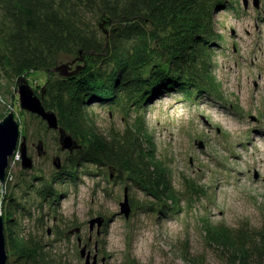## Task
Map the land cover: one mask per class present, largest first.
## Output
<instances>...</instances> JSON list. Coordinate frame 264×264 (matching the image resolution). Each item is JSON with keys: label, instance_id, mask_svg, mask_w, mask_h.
I'll return each mask as SVG.
<instances>
[{"label": "rangeland", "instance_id": "374dc122", "mask_svg": "<svg viewBox=\"0 0 264 264\" xmlns=\"http://www.w3.org/2000/svg\"><path fill=\"white\" fill-rule=\"evenodd\" d=\"M247 1L246 5V0H228L215 13L221 38L215 43L212 69L222 97L203 92L187 98L182 90L170 87L140 110L154 154L180 197L178 204L171 200L164 204L126 174L114 171L111 177L109 167L90 161L80 165L74 177L61 174L54 157L68 164L76 149L61 148L59 131L20 106L17 78L0 73V118L14 113L34 155L31 169L10 158V177L0 183V214L7 236L15 230L7 218L14 196L13 202L19 204L16 223L23 233L50 244L54 264H84L79 236L93 253L98 240L99 259L107 256L108 264H230L229 250L206 239V218L235 228L264 225V0L257 6L255 0ZM98 28L108 30L105 23ZM65 63L75 70L83 60L61 55L57 66ZM54 72L53 76L47 70L30 72L27 79L39 95L45 88L46 97L50 78L62 74ZM87 112L105 136L122 133L136 114L109 102L90 106ZM39 140L46 150L42 156L36 149ZM44 183L50 199L36 193ZM126 186L135 205L129 217L120 211ZM100 215L106 220L98 234L97 226L90 229L89 220ZM78 226L80 231L72 232ZM15 258L9 255L10 264H16Z\"/></svg>", "mask_w": 264, "mask_h": 264}, {"label": "trees", "instance_id": "16d2710c", "mask_svg": "<svg viewBox=\"0 0 264 264\" xmlns=\"http://www.w3.org/2000/svg\"><path fill=\"white\" fill-rule=\"evenodd\" d=\"M227 1L0 0V73L18 79L47 70L53 76L61 55L83 60L76 73L51 77L43 100L81 145L62 165L61 174L74 177L80 165L90 161L109 167L111 174H126L164 204L180 202L165 165L154 154L155 144L140 110L170 87L182 90L187 98L203 92L222 97L212 60L221 38L215 13ZM102 23L108 30L98 28ZM106 102L129 115L136 113L118 135H102L87 112L90 106ZM48 189L44 183L36 193L50 199ZM10 199L12 216L7 218L15 230L6 233L9 255L16 256V264H54L50 244L18 226L19 204L13 202L14 196ZM205 229L208 241L229 250L230 264H264V225L235 228L206 218ZM58 235V240L63 238Z\"/></svg>", "mask_w": 264, "mask_h": 264}, {"label": "water", "instance_id": "95a60500", "mask_svg": "<svg viewBox=\"0 0 264 264\" xmlns=\"http://www.w3.org/2000/svg\"><path fill=\"white\" fill-rule=\"evenodd\" d=\"M248 1L246 0V5ZM259 4V0H255V5ZM80 67V66H79ZM78 67V68H79ZM77 69L71 70L70 64H61L56 67L55 70L62 73L63 75L69 76L77 72ZM18 95L20 96V106L27 111H31L38 116H42L47 121L48 127L57 129L59 131L60 145L63 149H68L73 152L75 149L80 148V144L76 138L70 134L64 126L59 123V116L55 110L48 109L44 105L45 88L42 89L40 95L36 93V90L28 82L27 77L21 76L17 79ZM22 150V164L24 168L31 169L34 165V160L29 156V149L27 147L26 136L21 134V128L17 121L14 113L11 111L9 115L5 116L4 119L0 118V183H4L7 176V170L10 166V158L16 153L17 149ZM39 149V155H43L46 151L44 149L43 140L37 145ZM54 164L56 168L62 167V159L59 156L54 157ZM113 176V172L111 177ZM124 199L120 203V211H122L126 217H129L132 212L131 201L129 200V189L128 186L125 188ZM105 216L100 215L92 217L89 220L90 229L94 230L97 226V233L100 234L102 226L105 224ZM5 218L0 214V264H7L9 259V253L7 248V237H6V226ZM80 227L72 230V232H79ZM51 230H49L50 232ZM79 245H81L80 256L85 258L84 264H108L107 256H102L99 259V244L98 240L95 241V252L89 249L87 243H83L81 236L78 238ZM101 260V262H100Z\"/></svg>", "mask_w": 264, "mask_h": 264}, {"label": "flooded vegetation", "instance_id": "af4514ba", "mask_svg": "<svg viewBox=\"0 0 264 264\" xmlns=\"http://www.w3.org/2000/svg\"><path fill=\"white\" fill-rule=\"evenodd\" d=\"M26 139H27V138H26ZM40 141H42V140H39V142H40ZM39 142H38V143H39ZM43 143H44V142H43ZM37 145H38V144H37ZM27 147H28V139H27ZM36 149H38L37 146H36ZM38 154H39V149H38ZM43 154H46V151H45ZM29 156L32 157L33 160H34L33 152H31L30 149H29ZM40 156H42V155H40ZM62 165H63V163H62ZM59 170H61V168H60ZM62 170H63V169H62ZM62 170H61V171H62ZM64 171H65V170H64ZM64 171H63V172H64ZM57 220H58V216L56 215V216L54 217V222L56 223ZM49 230H51V231L49 232ZM48 232H49V234H52V233L54 232V228H53V227H50V228L48 229ZM90 239H92V236L90 237Z\"/></svg>", "mask_w": 264, "mask_h": 264}, {"label": "built area", "instance_id": "2783aa9c", "mask_svg": "<svg viewBox=\"0 0 264 264\" xmlns=\"http://www.w3.org/2000/svg\"><path fill=\"white\" fill-rule=\"evenodd\" d=\"M11 158L13 159V161H15V159L21 161V159H22V150H20V148H18L17 151H16V153ZM10 164H11V161H10ZM9 177H10V172L6 176L5 182L9 179ZM5 182L3 184H5Z\"/></svg>", "mask_w": 264, "mask_h": 264}]
</instances>
